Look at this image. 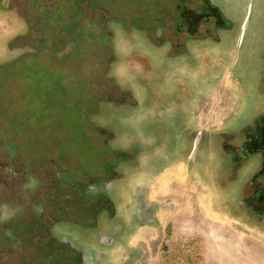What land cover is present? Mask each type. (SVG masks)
I'll use <instances>...</instances> for the list:
<instances>
[{"label": "rangeland", "instance_id": "374dc122", "mask_svg": "<svg viewBox=\"0 0 264 264\" xmlns=\"http://www.w3.org/2000/svg\"><path fill=\"white\" fill-rule=\"evenodd\" d=\"M146 3L0 0V264H88L85 253L90 264H112L99 243L115 223L111 212L120 211L119 189L160 168L163 188L151 195L176 191L198 215L208 201L225 203L230 225L264 235V201L249 204L259 208L251 215L246 207L255 184L264 196L259 161L230 169L222 155L236 131L264 116V0H232L222 9L236 34L250 5L244 45L254 49L238 58L243 79L224 64L219 79L192 91L173 85L192 78L179 68L189 70V49L174 45L185 39L190 6ZM176 112L181 122L173 123ZM197 129L203 144L187 160ZM209 140L211 150L202 151Z\"/></svg>", "mask_w": 264, "mask_h": 264}, {"label": "crops", "instance_id": "0c3cea01", "mask_svg": "<svg viewBox=\"0 0 264 264\" xmlns=\"http://www.w3.org/2000/svg\"><path fill=\"white\" fill-rule=\"evenodd\" d=\"M185 163L182 159L186 166ZM162 172L160 168L151 176L138 180L133 187L120 188V196L116 194L121 208L119 213L118 210L111 212L115 223L104 234L110 242L99 243L109 247L108 251L114 257L112 264H141L147 252L156 249L160 253L152 264H264V235L255 229L242 232L230 225L225 203L215 202L214 205L208 201L203 208L200 206L198 215L196 207L177 197L176 191L166 199H159L160 194L151 195L163 188L162 175L157 176ZM137 188H143V193L136 196ZM208 193L206 191L201 200ZM247 211L245 213H249ZM141 214H151L152 220L143 219ZM238 218L250 220L255 225L249 216L248 219L245 216ZM181 242L189 247H184ZM138 247L140 253L135 250ZM135 255L137 259L133 258Z\"/></svg>", "mask_w": 264, "mask_h": 264}, {"label": "flooded vegetation", "instance_id": "af4514ba", "mask_svg": "<svg viewBox=\"0 0 264 264\" xmlns=\"http://www.w3.org/2000/svg\"><path fill=\"white\" fill-rule=\"evenodd\" d=\"M159 1V6L161 3V0H146V5L148 3H155ZM171 2V0H169ZM177 2L181 3H187L188 6H190V15L188 24L184 25V34L185 39L179 40V43L176 45V41H174V45L176 46L175 51L178 52L179 50H184L186 47L189 49L190 54L188 53V56H184V59L189 63L187 68L189 70H186L184 66H180L181 68V74H188L192 76L191 79H187V84L189 86H186V83L182 79H174L173 85L176 86V91H192L194 90V86L198 85V82L206 81V79H209L208 81V87L211 85V83H214L216 79H219L220 75H218V71L220 70L221 66L226 64L227 68L229 70H234L235 72V80H238L237 77L242 78V75L238 74L236 72L237 67L239 66L238 58L239 56H245L248 54L253 53L254 47H245L244 45V38H245V30L244 25L245 22L249 16V8L250 5L244 9L245 12V19H243L242 25L239 27V30L236 34H230L231 30L229 25L227 24V19L225 17V14L222 12V9L224 7L230 6L232 3V0H176ZM216 3H220L222 7L217 6ZM226 5V6H225ZM146 7V6H145ZM151 10V5L147 6L146 9ZM159 9V7H158ZM221 25L224 26L221 28ZM227 27V28H226ZM198 35H201L203 39H197L196 37ZM196 39V40H194ZM235 39V40H234ZM216 46L218 48L223 47L226 49V47H233L232 52H229V50H224L223 54H221L220 51L217 53L209 51V46ZM213 51L215 49H212ZM167 59V58H166ZM171 59H181L179 56L171 55ZM181 64L180 62H176V65L179 66ZM188 71V72H187ZM220 73V72H219ZM208 75H211L210 77ZM179 86V87H178ZM184 87H186L187 90H184ZM207 87V90L209 88ZM202 90V89H198ZM220 91H224L223 89H219ZM163 97V96H162ZM162 97L157 100V102L162 101ZM176 97L171 98V103L173 104V101H176ZM156 103V102H155ZM170 103V101H169ZM167 102V105H170ZM173 107H175L173 105ZM177 113V112H176ZM177 120H180L181 117L175 116L174 120L171 122L175 123ZM178 122V121H177ZM175 125V124H174ZM245 127L242 129L241 133H234L232 137V145L228 147V150L225 149V147H221L222 151L228 152L227 154L223 153V156H227L229 161H227L228 168H232L234 166L239 167L242 166L244 163H250V165L254 166V163L251 161L252 158L254 160L259 161V167L257 168V171L264 173V116H259L258 120L255 121L252 128H249L246 130ZM241 130V129H240ZM245 130V131H244ZM245 135V139L243 141H239L237 138V135ZM221 136V135H220ZM203 137L204 133L200 131V129H197V133L195 135V138L193 141H191V149L188 153L187 160H190L193 158L194 154L199 152V149L201 148L203 144ZM215 139V138H214ZM183 141L180 143L182 144ZM211 144L210 140L205 142L202 151H208L211 150ZM197 162V160H196ZM195 162V163H196ZM226 171V170H225ZM224 171V172H225ZM264 183V179H263ZM264 186V184H263ZM108 189V188H107ZM254 194H252L251 199L248 200V206L247 209L250 210V213H254V211H257L259 208L250 207L249 204L251 202H258L259 200L264 201V196H260L258 194V187L255 184L254 186ZM258 205V204H257ZM253 209V210H252ZM142 211V210H141ZM140 216L143 217V219L152 220L151 214H141ZM264 220V219H263ZM264 225V222H263ZM110 240H102L103 244L109 243ZM138 258L137 255H135L133 258ZM84 263L90 264V257L89 259L86 257V253L83 256ZM102 260H95L92 261L91 264H102Z\"/></svg>", "mask_w": 264, "mask_h": 264}, {"label": "built area", "instance_id": "2783aa9c", "mask_svg": "<svg viewBox=\"0 0 264 264\" xmlns=\"http://www.w3.org/2000/svg\"><path fill=\"white\" fill-rule=\"evenodd\" d=\"M184 247H186V246L184 245ZM187 247H189V246H187Z\"/></svg>", "mask_w": 264, "mask_h": 264}, {"label": "trees", "instance_id": "16d2710c", "mask_svg": "<svg viewBox=\"0 0 264 264\" xmlns=\"http://www.w3.org/2000/svg\"><path fill=\"white\" fill-rule=\"evenodd\" d=\"M218 166V165H217ZM219 167V166H218Z\"/></svg>", "mask_w": 264, "mask_h": 264}]
</instances>
